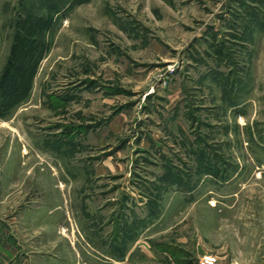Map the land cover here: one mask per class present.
Masks as SVG:
<instances>
[{"label":"rangeland","instance_id":"rangeland-1","mask_svg":"<svg viewBox=\"0 0 264 264\" xmlns=\"http://www.w3.org/2000/svg\"><path fill=\"white\" fill-rule=\"evenodd\" d=\"M11 67L0 264H264V0H0Z\"/></svg>","mask_w":264,"mask_h":264},{"label":"trees","instance_id":"trees-1","mask_svg":"<svg viewBox=\"0 0 264 264\" xmlns=\"http://www.w3.org/2000/svg\"><path fill=\"white\" fill-rule=\"evenodd\" d=\"M17 51L14 54L15 60L11 62V66L14 67L17 66L19 60L18 55L19 53H22L25 51L24 47L17 46ZM27 56V55H26ZM41 55H38V57L35 60V64L32 65V68L27 69L29 67H26V81L32 80L34 74L37 71L36 65L40 59ZM23 63H26V60L22 58ZM28 65V64H27ZM12 67L9 68V70H6L3 80L0 83V118H5L6 114L12 109V107H15L17 104L21 103L24 99H26L29 95V85L25 83H16V74H12L10 77V74L13 72ZM9 79V82H8ZM8 82V85H7Z\"/></svg>","mask_w":264,"mask_h":264},{"label":"built area","instance_id":"built-area-1","mask_svg":"<svg viewBox=\"0 0 264 264\" xmlns=\"http://www.w3.org/2000/svg\"><path fill=\"white\" fill-rule=\"evenodd\" d=\"M198 264H219L218 257L213 254H205L201 257Z\"/></svg>","mask_w":264,"mask_h":264},{"label":"crops","instance_id":"crops-1","mask_svg":"<svg viewBox=\"0 0 264 264\" xmlns=\"http://www.w3.org/2000/svg\"><path fill=\"white\" fill-rule=\"evenodd\" d=\"M4 162V161H3ZM1 163V161H0V168H1V166L4 164V163ZM7 164V163H6ZM0 174H1V169H0ZM102 249V251H103V254H105V252H107L105 249H106V247L104 248V247H102L101 248ZM114 252V251H113ZM114 254V253H113ZM111 258H115L113 255L111 256ZM112 260H114V259H112Z\"/></svg>","mask_w":264,"mask_h":264}]
</instances>
